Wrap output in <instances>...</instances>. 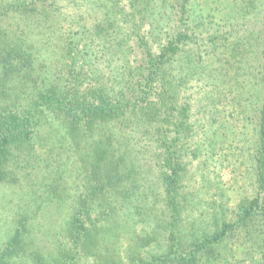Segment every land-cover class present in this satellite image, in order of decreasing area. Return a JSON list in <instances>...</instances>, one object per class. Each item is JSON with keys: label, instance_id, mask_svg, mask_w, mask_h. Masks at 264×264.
<instances>
[{"label": "trees", "instance_id": "obj_1", "mask_svg": "<svg viewBox=\"0 0 264 264\" xmlns=\"http://www.w3.org/2000/svg\"><path fill=\"white\" fill-rule=\"evenodd\" d=\"M262 5L264 0H0V182L35 163L51 177L38 210L55 198L63 202L60 182L75 174L83 192L66 222L75 249L93 254L101 234L96 223L117 217L123 202L147 222L165 216L170 228L167 248L155 242L154 229L142 235L141 248L165 252L138 264L167 262L171 253L173 264H264ZM11 19L13 27L5 25ZM244 20L250 21L246 30L231 35ZM35 28L39 47L28 40ZM226 141L246 168V196L229 207L218 197L206 214L209 229L194 217L189 233L174 234L182 212L194 198L199 203L183 184L191 162ZM149 161L157 171L153 180ZM26 217L16 220L11 248L22 241ZM228 245L233 248L225 254ZM108 249L109 258H95L120 264ZM65 251L59 256H68Z\"/></svg>", "mask_w": 264, "mask_h": 264}, {"label": "rangeland", "instance_id": "obj_2", "mask_svg": "<svg viewBox=\"0 0 264 264\" xmlns=\"http://www.w3.org/2000/svg\"><path fill=\"white\" fill-rule=\"evenodd\" d=\"M123 2L126 3L125 1ZM262 6L264 8V5ZM86 7L87 6H84L83 9ZM230 15L233 16L232 13H230ZM217 16V18L220 17L219 15ZM257 21L259 24L262 22H259V19H257ZM90 22L91 20L89 18L85 19L86 24ZM242 22L243 25L238 24L231 27L234 32L231 35L238 37L242 34L243 30H246L250 21L244 20ZM13 23L14 20L11 19L6 21L5 25L13 27ZM232 23L228 25L231 26ZM263 26L264 24H261L258 28H262ZM145 28L147 27L144 26L142 31H145ZM30 31L31 34L28 36V40L36 46L39 44V40L42 36L37 34L38 28ZM36 47H39V45ZM193 86V83H189V93H192ZM193 90L195 91L196 88L194 87ZM196 98V96H193V100ZM224 110L225 109H223V112ZM214 128H216V124ZM207 154L208 153H206V155H200L191 162L189 166L190 172L183 180V184L189 187V190H194L193 194L198 196L199 203H197V198L193 196L195 203L193 206L191 205L192 203H190L187 210L182 212L180 217L181 222L179 221V223H177L174 234L179 229H183L189 233L192 230L190 228V223L194 220V217L202 219L198 221L199 224L205 226V229H209L211 225L209 224V219L206 214L207 212L212 213L214 208L212 204L213 202H217L218 197L225 201L229 207L230 204L234 205L241 198L246 196L241 192L243 190V172L246 171V168L237 161V152L231 141L219 144L217 151L212 153L213 155L211 153H209L211 155ZM206 156H210L211 160L206 161ZM205 161L206 167L198 168L199 163ZM148 163L152 164V172L149 176L150 179L153 180L156 178L157 171L153 161H149ZM31 164L32 165L28 169H25V172L16 173L12 178L7 179V181L0 182V264H43V261H48L50 264H58L54 261L55 259H58L60 264H100L95 258V255L98 256V254L101 253L107 257L110 256L106 255V253L110 254L108 248H110L113 253V257L110 260L116 261L117 259L120 264H138V260L141 258L147 259L146 257H148L149 254H162V252H165L154 247L153 249L141 248L140 245L144 244L142 235L147 231L150 232V229H154L156 233L159 232V238H157L158 240L155 242L167 248L169 245L167 239L170 237L166 236L170 230L167 218L161 216L158 220L147 222L143 217H140L132 207L126 206L123 202H121V209L117 217L108 222L96 223V226L101 229V234L97 240L100 241L99 248L96 247V249H92L93 254L89 252V248L87 247H80L78 249L72 248V239L67 232L66 222L69 213L72 211L73 202L76 200L79 193L81 194L83 192L78 188L76 189L79 180L75 182V178L77 177L75 174L63 175L64 180L60 182V186L62 187L61 190L65 195L63 196V202H59V200L55 198L53 202L51 201L49 204H45L37 210L36 205L42 203L45 198V193L43 192L44 185L51 181V177H47V173L42 170L33 168L35 163ZM234 176L237 177V181L234 179ZM218 185H221L220 187L223 188V198L217 196L216 188H218ZM186 191H188V189H185V192ZM45 202H43V204ZM35 210L36 213H32ZM97 211L98 210L95 212L97 213ZM106 211L109 210L106 209ZM200 212H205L202 218L197 217ZM96 213H93L94 219L98 218V216L95 215ZM159 213L160 210L156 212V214ZM21 215L27 216L25 218L27 220L24 224L25 232L23 233L21 243L11 248L9 242L15 228L18 226V221L16 220H18V217ZM132 232L136 233L135 236L140 235L141 243L140 238L137 237V239H135ZM161 233L165 235L161 236ZM134 241H138V251H134L136 257L132 258ZM230 248H233V246H223V252L227 254ZM63 249L66 250L65 252H68V256L65 255L64 258L59 256V251ZM169 253L171 252L168 251V254ZM239 253L238 251V254ZM171 254L172 257L168 259L167 262L164 260L160 263L173 264L171 260L174 257V253ZM235 257L236 259L241 258L237 254ZM234 260L235 259L232 258V263Z\"/></svg>", "mask_w": 264, "mask_h": 264}]
</instances>
